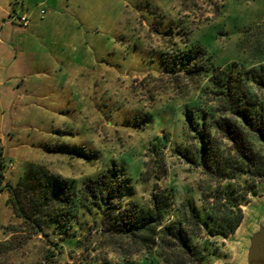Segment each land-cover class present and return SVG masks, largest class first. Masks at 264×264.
<instances>
[{
    "label": "rangeland",
    "instance_id": "obj_1",
    "mask_svg": "<svg viewBox=\"0 0 264 264\" xmlns=\"http://www.w3.org/2000/svg\"><path fill=\"white\" fill-rule=\"evenodd\" d=\"M43 1L18 0V11L44 9L64 16L63 26H42L34 44L0 55V264L117 262L137 248L101 237L98 217L84 209L56 253L16 216L7 186L23 181L30 166L73 180L76 189L116 167L133 187L125 201L148 206L150 193L162 191L176 208L191 197L199 207L200 189L211 184L175 147L193 149L184 109L198 100L200 84L161 75L159 59L202 48L216 67H257L264 0ZM60 27L61 36L50 33ZM241 208L230 236L209 239L208 264H246L249 240L264 228V185ZM145 256L128 258L142 264Z\"/></svg>",
    "mask_w": 264,
    "mask_h": 264
},
{
    "label": "trees",
    "instance_id": "obj_2",
    "mask_svg": "<svg viewBox=\"0 0 264 264\" xmlns=\"http://www.w3.org/2000/svg\"><path fill=\"white\" fill-rule=\"evenodd\" d=\"M159 60L161 75L201 86L198 100L184 109L193 149L175 147L209 179L211 185L200 189V206L191 197L176 208L162 191L150 193L148 206L125 201L133 187L116 167L84 178L76 189L73 180L30 166L23 181L7 186L9 200L16 216L56 253L84 209L98 217L101 237L137 248L100 264H137L128 257L141 252L142 264H208L209 239L230 236L243 219L242 204L264 185V63L216 67L202 48H178ZM2 169L0 162V190Z\"/></svg>",
    "mask_w": 264,
    "mask_h": 264
},
{
    "label": "crops",
    "instance_id": "obj_3",
    "mask_svg": "<svg viewBox=\"0 0 264 264\" xmlns=\"http://www.w3.org/2000/svg\"><path fill=\"white\" fill-rule=\"evenodd\" d=\"M44 1H46L47 4L49 3V0ZM64 1L65 0H60V2ZM17 4L18 0H0V55L6 54L7 49H10L11 52L13 50V53H17V48H19L23 42L25 44L30 42L34 44L42 26L49 27L51 24H57L58 20L59 24L63 26L61 21L64 19V16H58L54 13L52 16H44L46 14L44 13L41 15L40 12L35 15L31 11L22 13V11H18L19 5ZM22 15H25L29 20L27 28L19 27L16 23L17 18ZM50 33H52L53 36L56 34L61 36L63 34V27H60L58 31L52 30Z\"/></svg>",
    "mask_w": 264,
    "mask_h": 264
},
{
    "label": "water",
    "instance_id": "obj_4",
    "mask_svg": "<svg viewBox=\"0 0 264 264\" xmlns=\"http://www.w3.org/2000/svg\"><path fill=\"white\" fill-rule=\"evenodd\" d=\"M246 264H264V228L262 226L249 240Z\"/></svg>",
    "mask_w": 264,
    "mask_h": 264
},
{
    "label": "built area",
    "instance_id": "obj_5",
    "mask_svg": "<svg viewBox=\"0 0 264 264\" xmlns=\"http://www.w3.org/2000/svg\"><path fill=\"white\" fill-rule=\"evenodd\" d=\"M40 13H41V15H43L45 13V11L41 10ZM17 22H18L19 26L22 28H27L29 25V20L25 15L18 17Z\"/></svg>",
    "mask_w": 264,
    "mask_h": 264
}]
</instances>
